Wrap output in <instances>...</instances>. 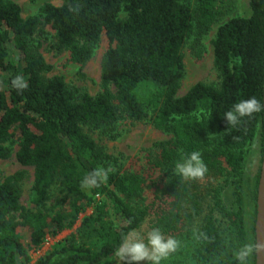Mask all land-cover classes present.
Masks as SVG:
<instances>
[{
  "label": "trees",
  "instance_id": "1",
  "mask_svg": "<svg viewBox=\"0 0 264 264\" xmlns=\"http://www.w3.org/2000/svg\"><path fill=\"white\" fill-rule=\"evenodd\" d=\"M184 1L45 4L40 14L71 64L83 66L102 35L108 42L99 92L76 96L61 77H45L51 67L30 47L40 21L24 20L16 3L0 0V159L10 158L16 142V161L33 169L36 206L34 212L21 206L24 171L0 182V264H31L30 249L46 236L73 230L78 222L67 239L34 264H103L116 258L121 238L139 231L150 215L151 229L160 228L165 237L195 235L194 264H239L226 251L222 222L229 220L240 247L247 243L243 163L247 146L263 130V111L236 126L224 114L242 99L255 96L263 103L264 0H249L248 17L233 16L217 27L211 45L219 88L197 83L179 97L184 46L195 31L202 36L225 17L231 2L196 0L191 9ZM17 75L27 82L23 90L12 85ZM147 116L170 137L155 145V166L173 169L171 178L160 187L137 173L108 172L107 181L83 188L84 177L104 168L106 160L85 129L114 140L121 122ZM194 150L201 153L207 171L202 178L186 180L175 166ZM146 188L155 197L149 206L143 202ZM227 188L234 197L232 211L222 200ZM57 194L62 196L60 208L53 211L47 204ZM89 208L92 212L86 215ZM249 264H255V253Z\"/></svg>",
  "mask_w": 264,
  "mask_h": 264
},
{
  "label": "rangeland",
  "instance_id": "2",
  "mask_svg": "<svg viewBox=\"0 0 264 264\" xmlns=\"http://www.w3.org/2000/svg\"><path fill=\"white\" fill-rule=\"evenodd\" d=\"M16 3L21 11V17L24 20L29 18H37L40 21L37 32L34 34L30 47L32 50L40 54L45 62L51 67V70L45 74L46 78L61 77L67 88L79 96L83 93H88L90 96H95L100 90V63L104 52L108 48V42L104 35L100 37L99 42L95 45L91 58L83 65L78 66L71 64L68 61V53L64 49L58 48L55 32L49 24H46L44 17L40 14V9L45 4L60 6L61 0H6ZM184 3L193 9L196 5V0H185ZM250 15L249 0H231L230 12L223 17L212 29L206 34L200 36L195 35L184 46V76L180 83L178 96H183L193 85L203 83L208 86L219 88L220 78L218 72L213 66V47L211 40L215 38V32L218 26L226 22L233 16L248 17ZM149 115V112H147ZM96 142L100 151L105 156V169L108 172H119L121 174L137 173L147 184H155L160 187L171 178L174 173L173 169H164L155 166L158 158V149L156 144L169 140V136L155 129L149 122L148 116L140 122L124 121L118 125L117 136L114 140L106 136H100L97 132L90 129H85ZM6 143L4 146H7ZM11 156L7 160L0 159V182L7 177H10L18 172L24 171L25 178L21 182V206L28 211H36V206L33 202V169L22 167L15 159L17 144L14 142L11 146ZM263 147V130L258 129L253 141L247 146L245 160L243 163V186L241 187L242 194V214L246 228V244L255 245L254 224L256 217V181L259 177L262 149ZM145 206L151 205L154 200L151 190L146 188ZM61 195H56L47 204V208L53 211H58L60 208L59 201ZM222 200L224 206L232 211L233 200L232 190L227 188L222 192ZM109 209L111 207L105 201ZM153 205V204H152ZM155 206V205H153ZM155 207L150 209L153 211ZM92 209L86 211V215L91 214ZM83 215L80 216L82 218ZM153 216H149L148 220L141 227L138 233L147 236L151 229V221ZM80 223H76L73 230H65L59 234V237L54 240L52 246L38 255L37 248L30 249L28 255L30 263L34 264L42 257L53 251L55 245L67 239ZM197 226V225H196ZM228 219L222 222L223 234L225 237L226 251L229 257L237 259V252L240 250L236 234ZM172 237L178 241V246L175 252L171 253L162 264H194L192 254L194 253L197 240L194 234L183 233ZM119 258H112L103 264H119ZM229 261H232L231 258ZM146 262H141V264ZM226 264H230L226 262Z\"/></svg>",
  "mask_w": 264,
  "mask_h": 264
},
{
  "label": "clouds",
  "instance_id": "3",
  "mask_svg": "<svg viewBox=\"0 0 264 264\" xmlns=\"http://www.w3.org/2000/svg\"><path fill=\"white\" fill-rule=\"evenodd\" d=\"M12 85L23 90L28 85L25 78L17 75L12 80ZM264 111V103L258 100L255 96L248 99H242L235 103L232 108L225 112L226 121L231 126H236L244 117H250L254 113ZM108 169L98 167L88 173L82 180L83 188L91 189L98 186L100 183L107 181ZM207 171L201 153L192 151L188 153L187 159L183 162H177L175 172L186 180H195L202 178ZM178 246V241L172 237L166 238L160 228L154 227L147 236H143L133 230L121 238L119 246L115 249L114 256L125 264H162L171 253L175 252ZM261 245H253L251 243L243 245L237 252V260L239 264H249V259L254 253H258ZM109 261L112 259L108 258Z\"/></svg>",
  "mask_w": 264,
  "mask_h": 264
},
{
  "label": "water",
  "instance_id": "4",
  "mask_svg": "<svg viewBox=\"0 0 264 264\" xmlns=\"http://www.w3.org/2000/svg\"><path fill=\"white\" fill-rule=\"evenodd\" d=\"M263 103H264V85H263ZM263 122V147L262 161L257 183L256 192V217L254 224L255 245H261L258 253H255V264H264V111L262 116Z\"/></svg>",
  "mask_w": 264,
  "mask_h": 264
},
{
  "label": "built area",
  "instance_id": "5",
  "mask_svg": "<svg viewBox=\"0 0 264 264\" xmlns=\"http://www.w3.org/2000/svg\"><path fill=\"white\" fill-rule=\"evenodd\" d=\"M96 198L99 199L98 196H96ZM58 237H59V235H57V236H55V237H52V236H46V237L44 238V240L42 241L41 245L36 249V253H37L38 255L43 254V252H44L45 250H48V249L52 246L54 240L57 239Z\"/></svg>",
  "mask_w": 264,
  "mask_h": 264
}]
</instances>
